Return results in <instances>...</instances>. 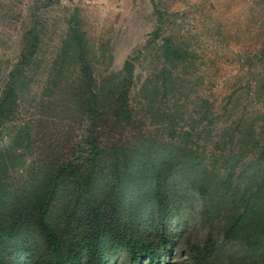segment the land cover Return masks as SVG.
<instances>
[{
	"label": "rangeland",
	"instance_id": "rangeland-1",
	"mask_svg": "<svg viewBox=\"0 0 264 264\" xmlns=\"http://www.w3.org/2000/svg\"><path fill=\"white\" fill-rule=\"evenodd\" d=\"M70 22L83 33L94 91L110 76L120 79L125 61L132 65L129 122L109 123L98 139L101 148L133 137L165 138L168 124L196 129L206 162L231 170L232 183L246 184L264 145V0H0V97L10 73L20 72L14 103L0 115L6 197L15 200L38 169L64 162L86 136L87 120L70 90L78 67L53 64ZM164 39L187 60L164 62ZM162 74L166 98L149 105ZM205 107L210 113L201 121ZM199 211L200 202L191 199L168 218L165 229L176 244L162 264H190L189 247L207 230H219L222 212L206 227ZM34 257L15 253L7 262L43 264ZM126 263L125 253L116 252L103 264Z\"/></svg>",
	"mask_w": 264,
	"mask_h": 264
},
{
	"label": "trees",
	"instance_id": "trees-1",
	"mask_svg": "<svg viewBox=\"0 0 264 264\" xmlns=\"http://www.w3.org/2000/svg\"><path fill=\"white\" fill-rule=\"evenodd\" d=\"M161 50L166 63L187 60V53L166 39ZM87 57L83 33L70 22L53 64L78 67L70 90L79 116L87 120L83 143L64 162L38 169L15 200L3 192L0 161V264H12L7 258L15 253L34 254L43 264H103L116 252L125 253L126 264L161 263L176 244L165 229L168 218L191 199L200 202L204 226L221 212L223 217L218 231L207 230L201 243L189 247L190 264H264V145L243 185L231 182V170L206 162L196 129L175 130L168 124L165 138L133 137L101 148L98 139L109 123L129 122L132 65L125 61L120 79L110 76L94 91ZM19 73H10L0 115L14 103ZM161 76L149 105L166 98ZM205 111L201 121L210 113ZM259 119L264 124V114ZM232 246L238 247L233 254L228 253Z\"/></svg>",
	"mask_w": 264,
	"mask_h": 264
}]
</instances>
